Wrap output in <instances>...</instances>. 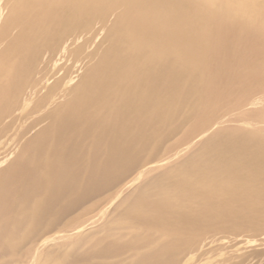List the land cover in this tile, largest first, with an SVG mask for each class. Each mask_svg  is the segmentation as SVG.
Returning a JSON list of instances; mask_svg holds the SVG:
<instances>
[{"label":"bare ground","instance_id":"bare-ground-1","mask_svg":"<svg viewBox=\"0 0 264 264\" xmlns=\"http://www.w3.org/2000/svg\"><path fill=\"white\" fill-rule=\"evenodd\" d=\"M47 247L264 264V0H0V264Z\"/></svg>","mask_w":264,"mask_h":264},{"label":"rangeland","instance_id":"rangeland-1","mask_svg":"<svg viewBox=\"0 0 264 264\" xmlns=\"http://www.w3.org/2000/svg\"><path fill=\"white\" fill-rule=\"evenodd\" d=\"M101 219L97 220L96 223L100 224ZM50 247H47V249H44L37 254H35L34 258H31L30 256L25 258L24 262L22 264H55L53 260L47 256V252L50 251ZM115 259H111L105 262V264H109L111 261H114ZM58 261V260H57ZM84 262H79L76 264H83ZM58 264V263H56ZM61 264V263H60ZM65 264V263H63Z\"/></svg>","mask_w":264,"mask_h":264}]
</instances>
